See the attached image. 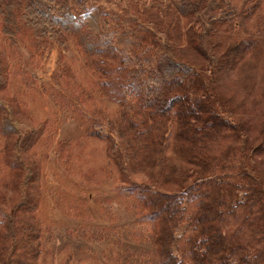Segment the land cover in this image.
Here are the masks:
<instances>
[{"label": "trees", "instance_id": "1", "mask_svg": "<svg viewBox=\"0 0 264 264\" xmlns=\"http://www.w3.org/2000/svg\"><path fill=\"white\" fill-rule=\"evenodd\" d=\"M202 9L211 28L202 25ZM167 10L170 21L180 25L181 18L186 20L182 47L170 39L140 42L144 38L139 32L158 35L165 17L147 12L148 20L134 24L124 19L112 27L100 10L76 18L66 0H0V22L8 35L22 26L41 40L63 42L70 34L87 56L110 54L117 60V81L136 103L138 98V116L136 121L121 112L123 121L116 126L120 142L107 136L108 149L123 176L129 178L135 168L147 176L120 191L135 197L140 220L151 224L160 264H264V94L254 125L243 91L224 84L235 72L248 88L264 46L259 38L220 35L214 27L235 24L253 35L249 22L254 13L236 11L226 0H169ZM5 79L0 73V86ZM14 117L13 110L2 113L0 108L5 149L21 169L19 198L0 227V264H34L40 225L29 190L38 193V168L19 142L10 141L18 126ZM90 128L92 135L104 138L94 123ZM240 192L252 215H246L245 225L226 232L227 217L235 216L240 206ZM186 201L193 206L187 218L182 207ZM184 222L189 234L181 239L179 257L175 234ZM244 227L252 234L248 240Z\"/></svg>", "mask_w": 264, "mask_h": 264}, {"label": "rangeland", "instance_id": "2", "mask_svg": "<svg viewBox=\"0 0 264 264\" xmlns=\"http://www.w3.org/2000/svg\"><path fill=\"white\" fill-rule=\"evenodd\" d=\"M66 1L76 18L100 10L112 27L124 19L139 23L148 18L147 12L162 18L171 14L167 10L169 0ZM226 2L234 4L236 11L252 10L249 26L253 35L244 33L235 24L214 26L217 33L259 38L264 46V0ZM216 7L215 1L210 8ZM205 12L199 17L208 29L211 26ZM165 18L158 35L140 31L144 38L140 42L161 44L172 40L184 46L186 20L181 18L178 25ZM260 56L254 68L256 77L248 88L235 72L224 81L230 90L243 91L246 114L254 125L260 119L264 94V49ZM117 67V60L110 54L87 56L70 34L63 42H53L34 38L22 26L16 34L8 35L2 32L0 22V73L6 78L0 86V108L2 113L6 109L14 111L18 126L10 141L19 142L38 168V193L35 195L34 188L29 190L36 201L34 217L40 225V251L34 264H160L155 255L151 224L140 220L135 197L120 191L121 186L137 183L147 176L138 173L137 168L129 178L123 176L108 149L107 136L120 142L116 126L123 121L121 112L125 110L136 121L138 116V98L136 103L119 85ZM93 123L101 129L104 138L91 134ZM5 140L0 132V227L5 225L7 214L19 198L17 182L21 172L5 149ZM242 197L240 192L241 203L235 216L226 219V232L239 224L245 225L246 215H252L250 203H243ZM182 207L187 218L193 206L186 201ZM243 230L248 240L252 234L247 227ZM188 234L187 223H181L175 234L176 255L179 256L181 239Z\"/></svg>", "mask_w": 264, "mask_h": 264}]
</instances>
